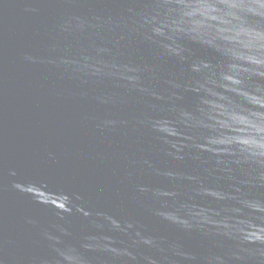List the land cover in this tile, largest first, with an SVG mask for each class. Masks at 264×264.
I'll list each match as a JSON object with an SVG mask.
<instances>
[{
    "label": "water",
    "instance_id": "obj_1",
    "mask_svg": "<svg viewBox=\"0 0 264 264\" xmlns=\"http://www.w3.org/2000/svg\"><path fill=\"white\" fill-rule=\"evenodd\" d=\"M0 264H264V0H0Z\"/></svg>",
    "mask_w": 264,
    "mask_h": 264
}]
</instances>
